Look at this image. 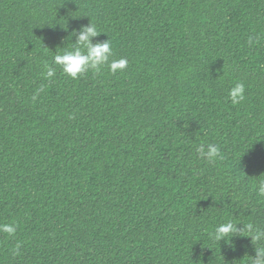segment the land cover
Returning <instances> with one entry per match:
<instances>
[{"label": "trees", "instance_id": "obj_1", "mask_svg": "<svg viewBox=\"0 0 264 264\" xmlns=\"http://www.w3.org/2000/svg\"><path fill=\"white\" fill-rule=\"evenodd\" d=\"M90 23L128 64L72 79ZM260 181L264 0H0V264H250L211 233L264 229Z\"/></svg>", "mask_w": 264, "mask_h": 264}, {"label": "clouds", "instance_id": "obj_2", "mask_svg": "<svg viewBox=\"0 0 264 264\" xmlns=\"http://www.w3.org/2000/svg\"><path fill=\"white\" fill-rule=\"evenodd\" d=\"M78 31L79 34L75 44H72V48L53 57L52 64L59 66L65 75L72 79H78L88 70L99 71L105 65L113 74L122 72L127 67L128 61L124 58L110 61L113 53L109 40L92 42V38L100 34L94 24L82 26ZM44 68L46 70L45 78L51 79L55 75V67L46 63ZM244 93L245 86L242 83H237L229 90L228 98L232 104L236 105L245 99ZM197 151L200 157L205 158L209 163H214L219 157L220 150L216 145L208 144L206 147L201 145ZM256 191L259 197L264 198V181L258 183ZM16 230L14 223L0 224V232L6 233L9 237L14 236ZM242 231L247 233L245 237L251 238V244L255 251V255L250 256V264H264V229L253 223L249 222L239 228L238 224L227 221L218 225L211 236L217 242L229 241L234 235Z\"/></svg>", "mask_w": 264, "mask_h": 264}]
</instances>
